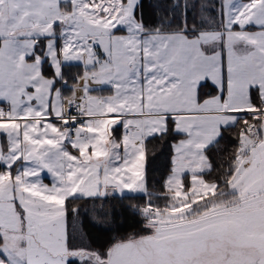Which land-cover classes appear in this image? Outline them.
Here are the masks:
<instances>
[{
    "label": "snow or ice",
    "instance_id": "6c2138e0",
    "mask_svg": "<svg viewBox=\"0 0 264 264\" xmlns=\"http://www.w3.org/2000/svg\"><path fill=\"white\" fill-rule=\"evenodd\" d=\"M117 194L143 234L93 247ZM0 264H264V0H0Z\"/></svg>",
    "mask_w": 264,
    "mask_h": 264
},
{
    "label": "trees",
    "instance_id": "16d2710c",
    "mask_svg": "<svg viewBox=\"0 0 264 264\" xmlns=\"http://www.w3.org/2000/svg\"><path fill=\"white\" fill-rule=\"evenodd\" d=\"M145 21L150 24L155 21V17L147 6L145 7ZM65 71L70 74L82 73L83 67L81 65L73 66L66 68ZM69 84H71V81H69ZM229 139L230 135L226 133L225 139L220 142V147L223 151L216 152L213 150L212 152L213 161L218 166L222 160H226L227 154L233 150L232 144L228 143ZM171 142V138L167 142H162L159 139L148 141L150 152L147 163V182L149 191L151 192L159 194L162 191L161 184L170 167ZM101 202L100 199L93 198L81 199L75 202L80 208V217L84 222L87 239L93 247L105 248L116 239H126L131 235L143 234L142 218L133 214L126 207L130 203L142 204L144 202L143 199L136 201H130L128 199L121 200L119 195H116L115 198L109 197L104 199L103 212L110 213L107 218L108 224L106 229H100L91 223L92 214H95L94 209L99 210ZM159 203L163 204V201H159ZM90 204H93L91 205L93 206L91 209L88 208Z\"/></svg>",
    "mask_w": 264,
    "mask_h": 264
},
{
    "label": "crops",
    "instance_id": "0c3cea01",
    "mask_svg": "<svg viewBox=\"0 0 264 264\" xmlns=\"http://www.w3.org/2000/svg\"><path fill=\"white\" fill-rule=\"evenodd\" d=\"M93 87L99 88L101 86L93 85ZM92 94L93 95L107 96V95H109L111 93H110L109 86H103V90L102 91L93 92ZM122 131H123L122 128H117V130L115 132V135L116 136H120ZM41 180H42V183H44V184H49L50 185L52 183V177H51V175L49 173H47V171H44V172L41 173Z\"/></svg>",
    "mask_w": 264,
    "mask_h": 264
},
{
    "label": "rangeland",
    "instance_id": "374dc122",
    "mask_svg": "<svg viewBox=\"0 0 264 264\" xmlns=\"http://www.w3.org/2000/svg\"><path fill=\"white\" fill-rule=\"evenodd\" d=\"M117 195H118V194H117ZM91 205H93V204H90V205H89V207H88L89 209L93 208V206H91ZM93 215H94V214H92V216H93Z\"/></svg>",
    "mask_w": 264,
    "mask_h": 264
}]
</instances>
